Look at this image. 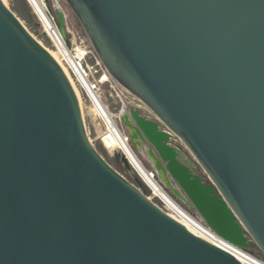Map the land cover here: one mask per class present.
<instances>
[{
  "label": "water",
  "instance_id": "obj_1",
  "mask_svg": "<svg viewBox=\"0 0 264 264\" xmlns=\"http://www.w3.org/2000/svg\"><path fill=\"white\" fill-rule=\"evenodd\" d=\"M66 1L118 86L157 116L124 106L116 120L132 147L205 224L260 258L244 233L264 254V0ZM115 157L136 183L95 147L65 70L0 0V264H243Z\"/></svg>",
  "mask_w": 264,
  "mask_h": 264
},
{
  "label": "rangeland",
  "instance_id": "obj_2",
  "mask_svg": "<svg viewBox=\"0 0 264 264\" xmlns=\"http://www.w3.org/2000/svg\"><path fill=\"white\" fill-rule=\"evenodd\" d=\"M8 7H10L14 13L20 18V20L23 22V24L26 26V28L33 34V36L40 41L49 51L57 53V47H55V44L51 37L48 35V33L44 30V26L42 22L39 19L38 14L34 11L33 7L29 3L28 0H3ZM45 4L47 7L51 8L52 13L49 11V16L56 26L59 33L64 34L63 39L67 43L68 46L73 47L75 45H81V42L85 43V46L88 47L90 50L95 51L82 23L80 22L79 18L69 5V3L66 0H57L56 2H53L52 0H45ZM57 9H59L64 16V25L61 27ZM63 28V29H62ZM102 100L106 103L109 110L114 114L115 120L117 116L120 114L121 109L126 106L128 108L129 106H134L135 103H138L142 106V111L151 117L157 119V116L144 104L138 99L136 96H133L126 91L122 90L118 84L116 83L115 79L112 77L111 84L106 85L104 88H102ZM83 103V116L86 124V128L88 131V135L90 139L92 140L95 147L99 150V152L102 154V156L110 163L114 168H116L119 172H121L124 176L129 178L132 182L136 183L134 177L131 175V173L126 169L124 164L122 162H118L115 157V152H121L120 149L111 150L110 148H107L105 144L102 142L101 134L103 131L106 130L104 126V122L102 119L93 114L91 111V102L88 100H82ZM136 106V105H135ZM117 125L119 128L123 131L125 135L127 134V130L124 127V125L116 120ZM165 128V127H164ZM174 145H178L184 157L189 161L191 165V169L196 173L203 183L206 186H210L213 188V194L222 198L219 190L214 185L213 181L207 174V172L204 170V168L201 166V164L198 162V160L195 158V156L192 154V152L187 148V146L182 142L180 138L177 136L173 138L172 140ZM136 154L140 158V160L148 167L152 168V165L148 160H146L142 154H140L138 151H136ZM142 189L146 193L147 196H151V192L145 187L142 186ZM166 191H168L184 209H186L189 213H191L194 217L198 218L201 221H205L204 217L201 215V213L196 210L194 211L189 207L187 203L182 201L181 199L177 198L173 191L170 188L165 187ZM154 201L158 204H160V201L158 199H154ZM238 224L241 225L242 228L244 226L241 224V222L238 221ZM244 236L247 239L248 242V248L252 249L260 256V258L264 259V254L259 248V246L256 244L252 236L246 232L244 233Z\"/></svg>",
  "mask_w": 264,
  "mask_h": 264
},
{
  "label": "bare ground",
  "instance_id": "obj_3",
  "mask_svg": "<svg viewBox=\"0 0 264 264\" xmlns=\"http://www.w3.org/2000/svg\"><path fill=\"white\" fill-rule=\"evenodd\" d=\"M35 3V9L37 10L38 16L41 19V22L44 26V30L53 40L55 47H57V55L53 52L51 54L61 62L62 55L65 56L64 50L66 48V42L63 39V34L59 33L56 26L52 22L48 7L45 4L44 0H32ZM77 91V89H76ZM80 98V94L78 93ZM83 108V103H81ZM83 111V110H82ZM91 111L93 114L99 116L104 122L106 128L105 131L101 134V140L104 142L106 147L111 150L120 149L127 154L132 164L135 168L140 171L144 177H147L146 167L141 163L140 158L130 145L127 140L128 137L123 133L116 123L114 114L109 110L106 103L100 99L93 101L91 105ZM154 184V183H153ZM154 191L156 194H159L165 201L180 215L179 218L191 231L198 233L201 237L207 239L210 242H213L219 246H222L229 251H231L241 262L245 264H264V261L257 256L249 253L248 251L234 245L233 243L225 240L220 236L216 231H214L210 226L205 224L203 221L194 217L188 213L183 207L177 205V203L172 200L168 194L158 185L155 184Z\"/></svg>",
  "mask_w": 264,
  "mask_h": 264
},
{
  "label": "built area",
  "instance_id": "obj_4",
  "mask_svg": "<svg viewBox=\"0 0 264 264\" xmlns=\"http://www.w3.org/2000/svg\"><path fill=\"white\" fill-rule=\"evenodd\" d=\"M28 1L31 4V6L33 7L34 11L37 13V10L35 9V7H36L35 3L32 0H28ZM52 1L57 3V0H52ZM39 19H40V17H39ZM40 21H41V19H40ZM64 53H65V56L62 55L61 62L59 61V63L61 64V66L65 70L66 74L68 75V77H69L72 85L74 86L75 90L77 89L78 93L80 94V102L82 103V100H88L92 104L93 101L97 102L98 99L102 100V88H104L106 85L111 84L112 76L109 73V71L107 70V68L105 67V65L103 64L102 60L99 58L96 51L90 50L88 47L85 46V43H83V41H82L81 45H75L73 47L68 46L66 43V48L64 50ZM126 136L128 137V135H126ZM127 140L130 143L129 137ZM130 145H131V143H130ZM121 152H123V151H121ZM141 163L146 167L147 177H144L140 171H138L136 168L135 169H136L138 175L140 176V178L143 182V185L152 194L151 196H148V197L150 199H152L153 201H154V199H158L160 201V204L156 203L155 201L154 202L160 208H162L169 215H171L172 217H174L175 219H177L181 223H183L179 219V218H181V215L177 211H175L165 201V199H163L159 194L155 193V191H154L155 184H158L168 194V196L177 203V205H180L178 203V201L168 191H166L163 184L159 181L155 170L153 168H151V169L148 168L142 161H141ZM180 206L182 207V205H180ZM196 234L199 235L198 233H196ZM260 259H262V258H260ZM262 260L264 261V259H262ZM243 264H245V263H243Z\"/></svg>",
  "mask_w": 264,
  "mask_h": 264
},
{
  "label": "crops",
  "instance_id": "obj_5",
  "mask_svg": "<svg viewBox=\"0 0 264 264\" xmlns=\"http://www.w3.org/2000/svg\"><path fill=\"white\" fill-rule=\"evenodd\" d=\"M136 105V106H135ZM135 105L134 106H129L128 108H127V110L128 111H130L131 109H135L137 106H141V105H139L138 103H135ZM144 113V112H143ZM149 119H151V120H156L155 118H153V117H151L150 115H148V114H146V113H144ZM140 154H142V153H140ZM142 156L146 159V160H148L147 158H146V156L144 155V154H142Z\"/></svg>",
  "mask_w": 264,
  "mask_h": 264
},
{
  "label": "flooded vegetation",
  "instance_id": "obj_6",
  "mask_svg": "<svg viewBox=\"0 0 264 264\" xmlns=\"http://www.w3.org/2000/svg\"><path fill=\"white\" fill-rule=\"evenodd\" d=\"M123 109H121V111H122ZM125 128H126V126H124Z\"/></svg>",
  "mask_w": 264,
  "mask_h": 264
}]
</instances>
